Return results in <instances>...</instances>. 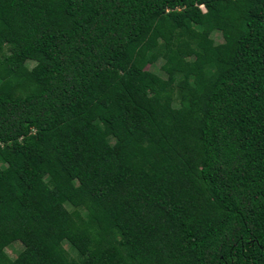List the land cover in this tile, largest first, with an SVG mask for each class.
Instances as JSON below:
<instances>
[{"label": "trees", "instance_id": "trees-1", "mask_svg": "<svg viewBox=\"0 0 264 264\" xmlns=\"http://www.w3.org/2000/svg\"><path fill=\"white\" fill-rule=\"evenodd\" d=\"M0 264H264V0H0Z\"/></svg>", "mask_w": 264, "mask_h": 264}, {"label": "rangeland", "instance_id": "rangeland-1", "mask_svg": "<svg viewBox=\"0 0 264 264\" xmlns=\"http://www.w3.org/2000/svg\"><path fill=\"white\" fill-rule=\"evenodd\" d=\"M213 37H214V40H215L216 42H220V41L222 40V38H221V34H220L219 32H215V33L213 34ZM27 64H28V66H29L30 68H32V69L34 68V63H33V61H28ZM159 65H160V61L157 62V63H155V64L147 65V66H146V71H147L150 75H151V74H157V75L159 74V75H162V72H161V70H160V68H159ZM26 243L28 244L29 241L26 242ZM26 243L23 242L22 240L19 241V242H15V243L12 244L11 247L6 248V252L8 253V255H9L10 257H14V256L17 254V252H18L19 250H21V249L26 245ZM65 247H67V244H65Z\"/></svg>", "mask_w": 264, "mask_h": 264}]
</instances>
